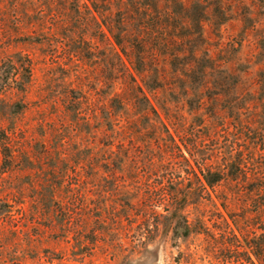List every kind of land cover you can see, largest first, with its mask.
<instances>
[{"label": "rangeland", "instance_id": "obj_1", "mask_svg": "<svg viewBox=\"0 0 264 264\" xmlns=\"http://www.w3.org/2000/svg\"><path fill=\"white\" fill-rule=\"evenodd\" d=\"M142 1L156 3L146 15L147 40L159 48L160 60L170 62L171 54H180V61L195 64V76L202 73L194 60L206 66L204 90L195 83L197 90L177 86L171 94L147 93L186 156L191 159L185 145L213 171L224 172L220 182L208 187L216 205L199 196L189 199L185 204L191 231L184 236L183 222L175 228L164 204L147 206L149 184L159 188L163 171L142 173L136 183L133 169L112 165L91 174L75 191L63 192L72 198L59 207L42 208L31 197L13 206L0 202V264H264V0ZM17 3L20 0L2 3L9 32L13 13L31 15L36 10V5ZM101 10L102 16L96 14L99 24L88 14L83 25L76 16L65 15L59 39L64 43L4 39L7 50L1 56L29 54L34 79L28 95L14 87L1 88L6 65L1 66L0 128L20 129L16 142L41 154L35 166L60 165L74 175L71 168L78 162L81 142L72 130L62 147L53 134L45 135L39 123L43 109L52 110L56 99L63 108L79 77L92 103L99 104V89V98L106 101L111 63L116 62L109 53L107 22H118L120 9L103 2ZM159 103L166 104L171 119ZM42 144L47 154L40 153ZM27 158L24 164L31 166ZM79 193L83 198L76 199ZM171 203L169 195L165 204ZM69 210L74 211L71 221L65 215Z\"/></svg>", "mask_w": 264, "mask_h": 264}, {"label": "trees", "instance_id": "obj_2", "mask_svg": "<svg viewBox=\"0 0 264 264\" xmlns=\"http://www.w3.org/2000/svg\"><path fill=\"white\" fill-rule=\"evenodd\" d=\"M103 2L116 4L120 9L118 22H107L110 33L109 53L111 59L116 62L111 63L110 82L105 92L106 101L102 102L99 98L103 93V90L99 89L96 92L99 104L92 103L85 89L84 79L79 77L75 81L76 86L67 92L62 103L64 107L62 108L57 99L54 100L52 110L43 109V117L39 122L45 129V135L53 134L61 147L68 142V130L80 137L81 142L77 148L78 162L71 168L74 175L69 173L70 168L64 169L60 165H53L48 169L35 166L41 160V154H35L33 150L26 149L16 142L20 129L15 127L7 132L0 128V149L4 155V168L0 172V202L13 206L24 203L27 197H31L42 208L49 205L59 207L72 198L63 196V192L75 191L82 184L89 182L88 177L91 174L109 169L112 165L133 169L137 176L134 179L136 183H140L138 175H157L161 170L163 172L159 175L162 178L158 184L159 188H152L148 183L151 193L147 197L150 201L147 206L164 204L165 211L169 212V217L175 222V228L183 222L182 233L187 236L191 231V223L186 214L185 203L199 196L216 205L208 187L220 182L224 178V172L213 171L203 162V158L202 161L196 158L195 151L187 145L185 149L191 159L186 156L184 148L178 144L159 108L147 93L161 90L171 94L177 86L197 90L198 88L193 87L195 83H198L199 90H204L202 87L205 86L204 64L194 60L199 65L198 71L202 73V76H195V64L180 61V54H171L170 62H162L158 55L159 48L153 49L150 46L147 40L150 29L146 25V15L150 10L149 6L156 7L155 2L149 4L142 0H46L43 3L42 0H20L19 5H36V10H33L31 15L27 12L13 13L10 16L14 22L13 32H9L5 28L8 15L1 9L4 0H0V70L2 65H6L1 73V88L14 87L28 95L34 79V61L29 54H19L16 59L1 56V53L7 50L4 39L28 41L35 38L50 44L64 43L59 40L64 16L74 15L76 19L83 20V25L87 24L84 19L88 14L99 24L96 14L103 15ZM109 15L112 16V12ZM130 25H133L132 29L128 28ZM43 100L44 97L41 101ZM158 105L166 117L171 119L166 104ZM42 147L44 150L40 153L47 154L48 147L43 144ZM26 152L30 153L28 158ZM25 158L31 166H25ZM127 159L131 160L128 164L124 163ZM59 160L63 161L62 156ZM185 180L196 182V185H180ZM167 182L178 186L170 188L166 185ZM5 183L8 185H4ZM27 189L36 190L39 192L38 196H25ZM42 190L47 194H43ZM169 195L172 203L165 204ZM74 197L80 199L83 194L79 193ZM154 213L162 215L161 212ZM65 215L66 220L71 221L74 211L69 210Z\"/></svg>", "mask_w": 264, "mask_h": 264}]
</instances>
